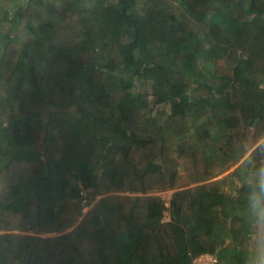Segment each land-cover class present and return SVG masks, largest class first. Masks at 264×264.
Returning a JSON list of instances; mask_svg holds the SVG:
<instances>
[{
	"label": "trees",
	"instance_id": "16d2710c",
	"mask_svg": "<svg viewBox=\"0 0 264 264\" xmlns=\"http://www.w3.org/2000/svg\"><path fill=\"white\" fill-rule=\"evenodd\" d=\"M260 163L264 0H0V264H247Z\"/></svg>",
	"mask_w": 264,
	"mask_h": 264
},
{
	"label": "clouds",
	"instance_id": "9594fccd",
	"mask_svg": "<svg viewBox=\"0 0 264 264\" xmlns=\"http://www.w3.org/2000/svg\"><path fill=\"white\" fill-rule=\"evenodd\" d=\"M254 185L258 193H264V163L258 164L254 169ZM249 204L255 214L258 231L256 251L248 258L247 264H264V195L257 201L250 200Z\"/></svg>",
	"mask_w": 264,
	"mask_h": 264
},
{
	"label": "rangeland",
	"instance_id": "374dc122",
	"mask_svg": "<svg viewBox=\"0 0 264 264\" xmlns=\"http://www.w3.org/2000/svg\"><path fill=\"white\" fill-rule=\"evenodd\" d=\"M256 147V146H255ZM253 147L252 149H250V151H248L247 153H244V156L242 158V160L240 161V163L251 153V151L255 148ZM239 163V164H240ZM238 164V165H239ZM235 167H232L230 170H228L227 172H225L224 174L214 178L213 180H208V181H214L215 179L217 180H221L222 178L226 177V175L232 171ZM179 175H180V178H179V183L183 182L184 180H186L187 178H189V172H186V170H179ZM208 181H205V182H202V183H206ZM227 183L229 185H226V186H222V190L226 193V194H230L233 195L237 186H238V183L236 182L235 179H233V182H231L230 180H227ZM201 183H197V184H194V185H191V186H196V185H200ZM174 192V190L172 191H165V192H154L153 194H150V195H154V196H158L160 197L164 203H165V206L168 205V200L170 199V196L171 194ZM168 217H169V213L168 212H164V220H168ZM51 236H56V234H52ZM201 259H195L193 261V264H211L209 261H207V257L206 256H202L200 257Z\"/></svg>",
	"mask_w": 264,
	"mask_h": 264
},
{
	"label": "built area",
	"instance_id": "2783aa9c",
	"mask_svg": "<svg viewBox=\"0 0 264 264\" xmlns=\"http://www.w3.org/2000/svg\"><path fill=\"white\" fill-rule=\"evenodd\" d=\"M203 256H206L207 257V261H209L211 264H214L215 263V261H214V259H213V257L212 256H210V255H203ZM200 257H202V256H200ZM200 257H198V259H201ZM197 259V258H196ZM195 260V259H194ZM193 260V261H194ZM193 261H192V264H193Z\"/></svg>",
	"mask_w": 264,
	"mask_h": 264
}]
</instances>
